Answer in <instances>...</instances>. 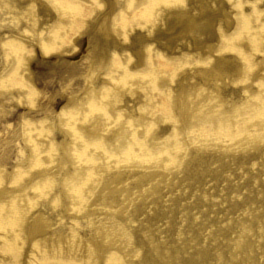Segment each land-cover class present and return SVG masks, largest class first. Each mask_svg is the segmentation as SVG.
Segmentation results:
<instances>
[{
    "label": "bare ground",
    "instance_id": "obj_1",
    "mask_svg": "<svg viewBox=\"0 0 264 264\" xmlns=\"http://www.w3.org/2000/svg\"><path fill=\"white\" fill-rule=\"evenodd\" d=\"M0 264H264V0H0Z\"/></svg>",
    "mask_w": 264,
    "mask_h": 264
}]
</instances>
